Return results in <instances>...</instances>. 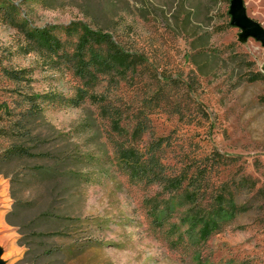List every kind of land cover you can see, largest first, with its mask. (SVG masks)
<instances>
[{
    "label": "rangeland",
    "instance_id": "rangeland-1",
    "mask_svg": "<svg viewBox=\"0 0 264 264\" xmlns=\"http://www.w3.org/2000/svg\"><path fill=\"white\" fill-rule=\"evenodd\" d=\"M230 1L0 0V101L16 87L3 68L31 69V91L71 98L80 88L101 96L120 113L128 138L135 126H144L132 142L138 150L164 138V161L191 165V170L212 163L204 159L219 153V162L207 174L209 191L203 201L212 203L211 195L222 192L243 206L201 243L186 233L179 236L185 229L180 211L170 215L166 206L181 200L127 174L113 148L122 136L102 116L100 105L89 99L78 106L50 105L48 120L70 133L76 150L90 158L88 165H79L89 182L83 184L82 200L72 207L88 220L75 235L53 241L75 247L76 238L90 235L95 242L67 264H264V101L259 98L264 81L248 79L264 73V45L241 37L240 28L230 22ZM8 4L18 21L27 28L49 29L69 53L86 26L103 29L146 62L132 72L104 73L86 85L63 58L28 49L24 34L3 13ZM243 6L264 27V0H243ZM8 144L0 137V150ZM39 192L42 209L50 192ZM55 195V205L65 207L59 188ZM12 204L8 178L0 173V264H26L19 233L5 216ZM36 212L20 218L28 221ZM155 215L162 226L153 222Z\"/></svg>",
    "mask_w": 264,
    "mask_h": 264
},
{
    "label": "trees",
    "instance_id": "trees-1",
    "mask_svg": "<svg viewBox=\"0 0 264 264\" xmlns=\"http://www.w3.org/2000/svg\"><path fill=\"white\" fill-rule=\"evenodd\" d=\"M13 12L14 6L8 4L3 13L24 34L28 49L42 50L50 58H63L74 73L85 80L86 85L95 82L104 73L132 72L146 62L141 54L122 49L103 29L86 26L69 53L61 39L49 29L27 28ZM2 72L16 84V87L7 90L11 93L9 97L0 101V137L9 141L8 146L0 150V173L8 178L10 185L13 204L5 216L19 233L18 244L24 247L22 263L52 264L54 259L62 258L63 264H67L91 249L95 242L90 235L76 238L73 241L75 247L57 245L53 241L75 235L80 225L88 220L72 207L82 200L83 184L89 182L87 173L82 172L79 165H88L90 158L76 150L70 133L56 129L48 120L45 111L50 105L78 106L87 99L100 105L102 116L110 120L112 130L122 136L120 141H113V148L127 174L148 186L155 184L163 193L181 200L179 204L171 205L172 208L166 206L170 215L175 210L180 211L179 222L185 229L179 236L183 237L186 233L190 240L195 239V244L201 243L210 234L221 230L226 217L231 218L243 210V206L228 191H225L226 194L232 195L229 198L218 192L211 195L212 203L203 201L209 191L207 174L219 162L215 161L221 156L219 153L214 152L204 159L212 163L198 164L192 170L191 165L178 167L165 162L161 155L164 138L152 141L143 151L138 150L132 142L144 126L139 123L131 139L128 138L127 131L120 124V113L106 104L101 96L88 94L80 88L71 98L55 92L39 93L30 90L33 80L31 69L3 68ZM248 79L264 81V73H253ZM259 98L264 101V94ZM43 188L50 192V200L38 209L43 201L39 191ZM58 188L65 203L62 208H58L53 199ZM158 208L157 204L153 206L154 211ZM32 210L37 212L28 221L23 216L20 218ZM153 222L162 226L163 220L155 215Z\"/></svg>",
    "mask_w": 264,
    "mask_h": 264
},
{
    "label": "water",
    "instance_id": "water-1",
    "mask_svg": "<svg viewBox=\"0 0 264 264\" xmlns=\"http://www.w3.org/2000/svg\"><path fill=\"white\" fill-rule=\"evenodd\" d=\"M230 22L241 30V37H253L264 45V27L247 16L243 0H231Z\"/></svg>",
    "mask_w": 264,
    "mask_h": 264
}]
</instances>
